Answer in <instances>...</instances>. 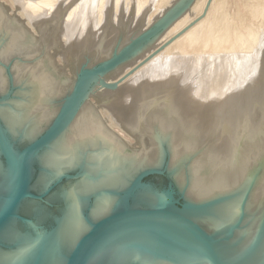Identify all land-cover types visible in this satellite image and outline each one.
Here are the masks:
<instances>
[{"label": "bare ground", "instance_id": "1", "mask_svg": "<svg viewBox=\"0 0 264 264\" xmlns=\"http://www.w3.org/2000/svg\"><path fill=\"white\" fill-rule=\"evenodd\" d=\"M200 2L201 0L199 1V5H200ZM197 5H198V0H197ZM195 7L196 5L194 6V9L196 11L197 9ZM3 12L5 14V17L9 18L5 10ZM184 18L182 20L185 21L186 18L185 19ZM9 20L13 28H19L25 33L24 36L29 35L28 37L35 40L31 36V33L29 34L27 32L31 30H27L28 27L25 25V22L21 21L20 19H17V17H11L9 18ZM182 20L181 21L178 20L177 22L184 24ZM144 27L145 26H143V28ZM177 28H179V26H177ZM172 29L174 28L172 27ZM190 34H194V33L190 32ZM199 34H200L199 32L197 34H194V37L195 36L200 37ZM113 35L115 36V33ZM182 37H184L183 34H182ZM188 38L190 39L189 35H188ZM182 39L185 40L184 38ZM13 40H14V37H13ZM130 40L131 39H129L128 41ZM108 41H109V38H108ZM128 41H125L119 44L117 48L114 47L115 49L112 51L111 54H109V56L105 57V59L113 55V53L116 50H119ZM186 41H185V46L187 45ZM189 42L187 41V43ZM212 42H214L213 39L209 40V45L211 44L210 45L211 50H212V45H214ZM158 43H159V40H158ZM150 44H148L147 46H145V48L139 51L137 55L141 53L144 49H146ZM176 44H178V42L173 43V45H176ZM104 45H103V48L105 47ZM156 45L158 46L159 44H156ZM180 45H182L181 42L179 44V47L175 46V48L176 47L180 48ZM169 46L167 47L168 48L174 47L172 46V44H171V47ZM214 46H216V43ZM195 47H196V44H195ZM12 48H13V45H12ZM168 48L166 49V51L168 50ZM214 48L215 47H213V49ZM152 49H151V52H152ZM181 49L183 51L184 47ZM164 50H165V47H163L162 52ZM157 51H160V49ZM176 51H178V49H176ZM196 51H197V54L198 52L199 53L202 52L201 48L200 50L198 49ZM98 52H97V55L99 54ZM106 52L107 51H105L104 53ZM151 52L148 51V53L150 54ZM168 52H170V49L168 50ZM188 52L187 53L185 52V53L188 54ZM148 53L144 55L146 58L148 57L147 56ZM233 53H235L236 55L237 52H233ZM81 54H84V53H80V55ZM95 54H96V51H95ZM103 54L101 55V57L103 56ZM163 54H165V52ZM163 54H160V55L156 54L158 56L157 58H159V56L162 58ZM80 55L78 53V56ZM152 55H155V54H152ZM168 55H164V56L166 57ZM174 55L172 57V60L174 58ZM52 57H50L51 61H53ZM101 57L99 58L97 57L96 60L95 59L92 60L90 64L99 62V59H101ZM53 58H55V56ZM82 58H84L83 55H82ZM157 58L155 59L157 60ZM166 58L168 60V57ZM88 61H90V59L89 60L86 59L85 62H88ZM128 61H132V60H128ZM147 62L149 63V61ZM160 62H162L161 59H160ZM51 64L52 66H55V63L51 62ZM160 64L163 65V63H160ZM258 64H257V67H258ZM161 65H159L158 63V66H161ZM181 65H179L178 69L177 67H175L178 70V72L176 71L177 74H179L180 68L183 69L182 67H180ZM231 65H233L232 61L228 63L227 66H225L226 69L233 67ZM42 66L43 65H41V67ZM252 66L256 67L255 64ZM120 67H118L116 70L120 69ZM131 67L135 68V66H131ZM183 67L184 69L185 67L188 68L187 65L185 66V64ZM167 68L169 69V66ZM191 68L192 66L190 67V69ZM247 68L248 67H246V69ZM252 68L248 70L252 71L253 70ZM63 69L61 68L62 71ZM211 69L216 70L213 67ZM246 69H242L241 72L239 71L242 74V76L239 74L240 75L238 79L239 81L237 83L238 87L240 85L239 83L242 82V79L245 80V77H247L248 74L251 73L249 71H246ZM259 69H260V66H259ZM116 70H114L113 72L115 73ZM138 70H141V69H138ZM163 70L165 69L163 68ZM239 70H240V67H239ZM125 71H128V69ZM125 71L123 72L125 73ZM135 71L136 70H134L132 74ZM180 71H184V70H180ZM188 71H189V68H188ZM123 72L122 70H120V73L118 74L117 78H114L113 82L119 81L120 77H123L122 76V74H124ZM163 72H166V71H163ZM173 72L175 73V71ZM33 73L34 74L31 77L32 79L31 87H29V90H30L29 93L31 96L30 102H32L31 107L33 110L31 109V112H29L30 110L28 111L24 110L22 108V103L20 101L19 102L17 101L15 103L13 102L16 107L14 109L10 108L11 106L3 107L6 103L0 106V117L5 121L8 131L12 134V136L15 135V137H17L16 135H20L21 137L19 138H21V140L28 139L27 141L33 140L36 136H38L44 130H46L48 125L51 123V121L57 114L60 107L56 110L55 108L51 109L49 105H47V102H49L50 97H52L53 95L57 96L56 94H54V92L57 91V86L59 88L58 92H60L62 96L65 94L64 90L67 89V88H64L65 87L64 81H62L64 84L63 83L59 84L60 79L58 80V78H55V76L53 77L52 73L47 68H45V66H43L37 71L34 70ZM161 73L162 71L160 72V74ZM172 73L171 75H173ZM257 73H258L257 76H259L260 73L259 72ZM147 74L148 73L146 72V75ZM169 74L170 72L167 75ZM182 74L185 75L187 73L181 72V75ZM246 74L247 76L243 77V75H246ZM141 76L143 77V75ZM150 76H151V73H150ZM175 76L177 77L178 75H175ZM208 76L209 77L205 80L203 78L202 80L203 82L202 81H200L201 83L198 82L199 84L196 85L197 86L196 88L194 87L195 85H193L196 91L193 90L192 88L191 89L192 91H195V94H193L192 91H191L192 94H190V92L186 93V91L184 90L185 86L188 87L187 85L188 82H187L186 77H184L185 79L184 78L179 79L177 77L179 80H175L176 81L175 86H172V87H176V89L178 87V90L180 92L170 94L167 96H165V94L161 95L160 92L159 94L156 93L154 95L153 94L151 95V93L150 95H146L145 92L143 94L140 93L141 95H139L138 93L139 96H137V94H134V91L138 84V80H137L138 78L134 77L132 79V77H130L129 81L126 80L127 83H124L123 87L118 88L119 90H121L120 92L124 94H121L120 92L116 91L118 94L114 93L115 95L107 97L108 93L112 92L111 91L112 89L108 90L111 92H108L106 90L105 96H104V95H100L101 93V88H100L99 89L100 92L98 93L99 95L97 94L99 98L94 99L93 102L96 105L93 106L94 103L92 104L91 101L89 102V99L91 98L92 95L95 94L97 87L100 86L97 84L94 90L89 95V97L83 103V105H81V107L77 110V112L70 118L67 127L62 129L61 133L37 157L38 165L40 167V172H39L40 175H38V181L34 183L33 189L38 190V191L42 190L45 186H47V184H49L50 181H52L55 177L60 176L66 169H70V168L72 169L75 167L83 168L82 172L84 176L82 180L79 181L72 190H69L63 193V196L68 200L67 210L65 211L63 217L59 219L58 225L53 229V231L43 236L42 235L34 236L30 234L29 232L23 231L22 229L18 228V226L14 224L7 226L0 234V242L6 245L12 246V248L10 250L9 249L5 250V249L0 248V264H65V261L72 247L74 246L78 238L89 228L90 221H95L99 219L100 217H102L103 215L110 213L114 209L116 204L118 203V200L120 199L119 198L120 193L124 191L127 187H129V185L135 181L137 174L142 169H144L145 166H149L152 164H155V165L159 164L163 156V152H161L160 144L163 145L164 143H167L166 141L172 144L171 145L172 163H173L172 167L175 170V175H174L175 179L178 181V183H180L181 188L185 189V192L188 196L187 198L193 204L217 200L220 197H223L222 199H224L219 204L215 205L214 207L209 208L207 210L205 209V211L204 210L200 211L192 207L188 211V213L191 214V216H193L196 219H199V220L201 219V220H204L210 223V225L215 228L214 232H220V231L224 232L228 228V226L233 222L232 220L238 219V217L240 216V209L242 208L243 202L245 203V206H246L247 201H248L246 200L247 190L249 188L250 189L252 188L251 185H255V189H256L255 198L257 199L256 201H258L257 207H259V212L262 215H264V125L263 126L259 125L261 130H259L258 133L254 132V134L253 133L248 134L250 133L251 130H253V128H255L251 126L252 124L249 125L250 127H252L251 130L249 129L250 131L248 130L249 128L248 125L245 126L244 124V127L242 128L243 126V125L241 126L242 121L240 122V126L238 125L240 128H237V125L234 123V121H235V118H237V116L239 117L241 115V114L239 115V113L237 114V112L241 111L240 113H242V110L240 109L239 111L232 112L231 108H232V105L234 106L235 104H237V102H240L242 98L241 99L239 98L240 99L239 101L238 94H234V93H233L234 95L232 94L227 95V93L222 94L224 90L220 92L222 97L220 94H214L217 92V91L215 92V90L218 88L217 86L219 85L216 86L217 88L215 87L216 89L213 88L211 85L212 87L211 88L210 84H212L213 79L211 78L210 75ZM167 77L165 78L166 81H167ZM156 78H159V76H157ZM169 78L171 79V76ZM75 80L72 83L71 87L69 88V92L72 90ZM157 80H160V79H157ZM165 80L162 81V84L163 82H165ZM190 80L192 79H189V81ZM222 80L220 78V81ZM150 81H149V84H150ZM175 81L172 80L173 83ZM218 81L216 82V84L218 83ZM229 81H231V79H229ZM229 81L228 79L225 81V78H224V81L218 84H220L222 88H224V87H227L226 84L230 85ZM251 81L253 82V80ZM263 81H264V78H263ZM146 83H144L143 85L146 86ZM254 83L256 86L253 85ZM254 83L249 82V87L251 86L252 88L254 87V90H255L254 94L256 93L254 95V98L256 97L258 99V94L262 93L263 91L264 83L260 82L262 87L258 86L259 85L258 83L257 84L256 82ZM118 84L119 83H117L116 85ZM156 84L158 86V84L160 83L156 82ZM243 84L244 83L242 82V86ZM68 86L69 84L66 87ZM118 86H121V83ZM149 86L150 85L147 86V89ZM168 86L169 88H172L170 84ZM189 86H191L190 83H189ZM153 87H154L153 91H155L158 88L157 87L155 89V86H152V89ZM160 87H162V85ZM104 88H105V85H104ZM222 88H219V89H222ZM238 89H241V88H238ZM142 90H146V89H143V86H142ZM142 90L140 92H142ZM183 90L185 92H182ZM229 90L227 88V91ZM102 91H105V90H103L102 88ZM113 91H115V89ZM237 91L239 90H236V93ZM112 94L113 92L109 95H112ZM251 94L252 93L249 94V97H251L250 96ZM263 94L264 93H262V95ZM243 95L240 94L241 97ZM102 98L105 100L104 103H106V105L104 104L106 109H103V110H102L103 108L102 105H103L104 100ZM261 99L264 100L263 98ZM245 100H248V99H245ZM245 104H250V102L249 103L246 102L243 105ZM263 104L264 103H262L260 106L261 108L263 107L264 109V106H262ZM240 105H242V103ZM240 105L239 104L237 105L238 108L241 107ZM246 106L247 105H245V107ZM245 107H242V108H245ZM248 107L250 106H247V109H249ZM261 108L259 109L258 107L259 110H262ZM246 110L245 112H247ZM251 112H252V107H251ZM253 113L254 115L256 113V116H257V111ZM258 114L260 115V111ZM262 114H264V112H262ZM244 115H243V118L245 120L246 116ZM50 116H52V119L50 118L51 121L45 122V124L47 125H44V127H40V124H43L44 119ZM254 119H255V116H254ZM247 122L249 124V121ZM252 123L254 122L252 121ZM257 125L254 124V126H257ZM247 126L248 128H246ZM246 129L249 132H246L247 131ZM257 129L258 128L254 130H257ZM124 133L126 134L125 135L126 139L122 137ZM23 142H26V141H23ZM138 145L141 147L138 148L137 147ZM136 147L138 149H136ZM249 163L252 166L250 170L247 169V166ZM182 164H185V167H182ZM252 174H255V175L252 177ZM11 181H12L11 170L5 171L3 169L2 162L0 161V196L3 197L4 196L3 194L8 193L9 187L11 185ZM91 196H94V202L91 205H89L88 201ZM139 197L141 198L142 201H146V202L154 200V196H152L150 191L146 189L140 193ZM226 197L227 199H225ZM87 210L89 212V218L87 217V213H88ZM259 217L261 216L259 215ZM261 218H262L261 219L262 222H264V216H262ZM139 239H141V241L144 240V242L148 241L146 240V237H141ZM245 245L246 244L244 243V246ZM139 254L153 258L146 253L134 251L132 249H125L122 251H118L115 254L114 258L119 264L133 262L134 260L140 261V264H159V262H156L153 260L155 258H153L152 260L146 257L141 258ZM172 258L176 259L178 263H181L182 261L184 262V260L186 262L194 261V257H192L191 255H187V254H181L179 256L172 255ZM186 262L185 264H187Z\"/></svg>", "mask_w": 264, "mask_h": 264}, {"label": "rangeland", "instance_id": "2", "mask_svg": "<svg viewBox=\"0 0 264 264\" xmlns=\"http://www.w3.org/2000/svg\"><path fill=\"white\" fill-rule=\"evenodd\" d=\"M178 1L179 0H0V7L1 6L3 7L5 12L9 16V18L17 17V19H20L21 21L25 22V25L28 27L29 30H31L29 32V34L31 33V36L35 39V40H33L32 38L28 37L29 35L24 36L25 33L22 30H20L19 28H13L9 18L5 17V14L3 12L4 10L2 9V7L0 8V16L2 17V18L0 17V90H1V93H7L10 90V85H11L10 75L13 76L14 85H15V89H14L12 96L10 97V99L6 100L3 103V104L6 103L3 107H8V106L10 107L11 106L10 108L14 109V108H16L14 103L17 101L18 102L20 101L22 103V108L24 110H27V111L30 110L29 112H31L32 102H30L31 96L29 93L30 92L29 87H31V80H32L31 77L34 74L33 73L34 70L37 71L40 68H42L43 66H45V68H47L52 73L53 77L55 76V78H58V80L60 79L59 84H62L63 83L62 81H64V83H65L64 88H67L66 90H64L65 94L62 96L61 93L58 92L59 88L57 86V91L54 92V94H56L57 96L53 95L52 97H50L49 102H47V105H49V107L51 109L55 108L57 110L61 106V104L63 103L65 95L67 93H69V88L71 87L72 83L74 82L77 74L79 73L81 65L86 61V59H88V60L90 59L89 62H91L94 59L96 60L97 57L98 58L101 57V55L105 51H107L106 53L103 54L101 59H99V63H101V60L105 59V57L109 56V54H111L112 51L115 48H117V46H119V44H121L125 41H128L129 39H132V38L136 37L137 35H139V33L144 31L149 26H151L155 21L160 19L166 13V11L169 10ZM199 1L200 0H198V5H199ZM195 5H196L195 8L197 9L196 11L194 9ZM198 5H197V0H195L194 3L192 4V6L187 10V12L182 17H180L181 19L179 18V20L181 21L185 16L186 20L185 21L182 20V22L184 24L177 22L178 21L177 20L167 30H165V32H163L161 34V36H159L153 42H151V44L146 49H144L141 53L136 55L133 59H130L132 61L126 62L125 64H127V65L124 64L125 66L122 65L120 67V69L116 70L115 71L116 74L114 72L107 74L105 76V79H106L105 81H106V83L107 82L109 83V84L107 83V85H109V86H105V88H104V86L97 87L95 94L91 96V98L89 99V102L91 101V103L93 104L94 99L99 98V96H97V94L100 92V90H99L100 88H101L100 95L105 96L106 90L108 91L111 89H112L111 91L113 92V94L109 95L112 92L108 91L111 93H108L107 97L118 94L117 92L121 91L118 88L123 87L124 83H127V81H129L130 77H132V79L134 77L138 78L137 79L138 84H137L136 89L134 91V94H137V96L141 95L140 93L143 94L144 92L146 95H150V93H151V95L152 94L154 95L156 93L159 94V92H160L161 95L165 94V96H167L170 94L180 92L178 90V87H177V89H176V87H172V86H175V83H176L175 80H179L181 78L183 79L184 77H186L187 82H188V84H187L188 87L185 86L184 90L186 91V93L190 92V94H192V92H193V94H195L196 90L194 89V87L196 88L197 87L196 85L201 83L200 81H202L203 78L205 80L209 77L208 75H210L211 78L213 79V82H212V84H210V87L212 85V87L215 88L217 85H219V86H217L218 88L216 87L217 89L215 88L216 90L214 89L215 92L217 91L214 94H220L221 95L220 92H222L224 90L226 92L223 91L222 94H226V93H227V95L238 94L239 95V97H238L239 101L242 98L240 102H237V104H235L234 106L232 105L233 109L231 108L232 112L233 111H239L240 109L242 110V113H240L241 111L237 112V114L239 113V115L240 114L241 115L239 117L237 116V118H235L236 122L234 121V123L237 125V128H240L239 127L240 122L242 121L243 122V124L241 122V126L243 125L242 128L244 127V124H245V126L246 125L249 126L252 124L251 126L255 127V128H253V130H251L252 127L249 126V128H248V126H247L246 128H248V130L249 129L251 130V131L249 130L250 133H248V134H251V133L254 134V132L258 133L259 130H261L260 126L264 125V122H263L264 121V117H263L264 114H262V112H264V109H263V107L261 108V106H260L262 103H264V100L261 99V98L264 99V94L262 95V93H264V88H263L262 93L258 94V99L256 97H255L256 98L255 99L254 95L256 93L254 94V91H255L254 87L253 88H252V86L249 87V82L250 83L256 82V84L258 83L259 84L258 86H261V87H262V85L260 84V82L264 83V81H263V78H264V74H263L264 73V0H201L200 5H199L200 7ZM192 8H193V10H192ZM161 11H162V13H161ZM203 25H204V27H203ZM235 25H236V27H235ZM143 26H145V27L143 28ZM177 26H179V28H177ZM196 26H198V27H196ZM172 27L174 29H172ZM170 29H172V30H170ZM233 29H235V30H233ZM169 31H171V32H169ZM166 32H168V33H166ZM190 32L194 33V34H197L199 32L200 37L199 36L194 37V34H190ZM114 33H115V36L113 35ZM165 33L169 37L166 36ZM182 34L184 37H182ZM188 35H189L190 39L188 38ZM163 36H164V38H163ZM179 36H181V37H179ZM13 37H14V40H13ZM22 37H24V38H22ZM108 38H109V41H108ZM166 38H168V39H166ZM182 38H184L185 40H183ZM16 39H17V41H16ZM181 39H182V41H181ZM211 39L214 40V42H212L214 45L216 43V46L212 45V50H211V46H210L211 44L209 45V40H211ZM114 40H115V42H114ZM158 40H159V43H158ZM186 40L188 42L189 41L190 42L187 43ZM160 41H161V43H160ZM185 41H186L187 47L185 46ZM117 42H119V43H117ZM162 42H163V44H162ZM174 42L175 43L178 42V44L173 45ZM180 42L182 44V45H180V48H177V47L175 48V46L179 47ZM193 43L196 44V47H195V44H193ZM115 44H117V45H115ZM156 44H159V45L157 46ZM171 44H172V46H174L173 48L171 47ZM218 44H219V46H218ZM12 45H13V48H12ZM103 45L105 46L104 48H103ZM109 46H111V47H109ZM159 46H161V47H159ZM167 46H169L171 48H168ZM188 46H190L191 48ZM98 47L101 48L102 50L99 49ZM163 47H165V50L162 52ZM183 47H184V49H183L184 52L181 49ZM213 47H215V48L213 49ZM167 48H168V50L170 49V52H168V50L166 51ZM200 48H201L202 52H200V53L198 52V54H197L196 50H198V49L200 50ZM106 49H108V50H106ZM151 49H152V52H151ZM159 49L161 52L157 51ZM176 49H178V51H176ZM103 50H104V52H103ZM95 51H96V54H95ZM148 51L151 52V54L148 53ZM97 52L99 53L98 55H97ZM164 52H165V54H163ZM185 52L186 53L188 52V54H186ZM233 52H237L236 55ZM78 53H79V55H80V53H84V54H81L80 56H78ZM142 53H143V55H142ZM147 53H148V55H147L148 57L146 58L144 55H146ZM166 53H168L169 55ZM152 54H155V55L156 54L157 55L163 54V55H162V58L160 56H159V58H157L158 57L157 55L155 56ZM82 55L84 56V58H82ZM164 55H168V56H166V57H168V60ZM173 55H174V58L172 60ZM52 56L53 57L55 56V58H53ZM50 57H52L53 61H51ZM140 57H141V59H140ZM149 57L150 58L152 57V58L150 59ZM228 57L231 59H229ZM155 58H157V60ZM160 59L162 60V62H160ZM240 59H242V60H240ZM228 60L230 62L231 61L233 62V65H231L233 67L226 69L225 66H227L228 63H230ZM144 61H146V62H144ZM147 61H149V63ZM51 62L55 63V66H52ZM166 62H167V64H166ZM242 62H244V63H242ZM158 63H159V65H161L160 63H163V65L158 66ZM176 63H178V64H176ZM221 63H222V65H221ZM256 63L257 64L259 63L258 67H257ZM184 64H185V66L187 65V67L189 68V71H188V68H186V67L184 69V67H183ZM219 64H220V66H219ZM247 64H248V66H247ZM254 64L256 65V67L252 66ZM41 65H43V66L41 67ZM141 65H142V67H141ZM179 65H181L180 67L183 68V69L180 68V70H184V71L179 70V74H177V72H178L177 69L179 68ZM131 66H135V68L134 67L132 68ZM147 66H148V68H147ZM155 66H156V68H155ZM168 66H169V69L171 68L170 70L167 68ZM191 66H192V68L190 69ZM193 66H194V68H193ZM259 66H260V69H259ZM175 67H177V69ZM212 67L215 68L216 70L211 69ZM239 67H240V70H239ZM246 67H248V68L246 69ZM57 68H59V69H57ZM61 68L62 69L64 68L63 71L61 70ZM122 68H124L125 70L128 69V71H125ZM137 68L141 69V70H138ZM142 68H144V69H142ZM163 68L165 70H163ZM219 68H221V69H219ZM251 68L253 69L252 71L248 70ZM148 69H149V71H148ZM193 69H194V71H193ZM242 69H246V71H249L251 73H249L248 76H247V74L243 75V77H245V76H247V77H245V80L242 79V82L244 83L243 86H242V82H240L239 83L240 85L238 87L237 83L239 81L238 80L239 76L240 75L242 76V74L240 73L242 71ZM120 70H122V72L125 71V73L123 72L124 74H122V76L123 77L125 76V77L124 78L120 77L119 81L113 82L114 78H117L118 74L120 73ZM134 70H136V71L132 74V72ZM212 70H214V71H212ZM161 71H162V73L160 74ZM163 71H166V72H163ZM173 71H175L176 74ZM146 72L148 73L147 75H146ZM149 72L151 73L152 77L150 76ZM169 72H170V74L167 75ZM181 72L187 73L188 75L187 74L181 75ZM257 72L260 73L259 76H257L258 75ZM156 73H157V75H156ZM163 73H164V75H163ZM171 73L173 75H171ZM190 73H192L193 75ZM129 74L132 76H130ZM141 75H143V77ZM145 75L148 77H146ZM175 75H178L177 77L179 79ZM157 76H159V78H156ZM165 76L167 77V81L165 80V78H166ZM170 76H171V79L169 78ZM179 76H181V77H179ZM215 76H216V78H215ZM222 76H223V78H222ZM143 78L144 79L147 78L148 81H147V79H145L146 80L145 81ZM188 78L192 79V80H190L191 82L189 81ZM220 78H221V80L223 79L222 81H224V78H225V81L227 79H228V81H229V79H231V81H229L230 85L226 84L227 87L222 88V86L220 84H218V83L222 82V81H220ZM257 78H258V80H257ZM157 79H160V80H157ZM168 79H169V81H168ZM164 80H165V82H163V84H162V81H164ZM172 80L175 82L173 83ZM246 80L248 83L246 82ZM251 80H253V82ZM149 81H150V84H149ZM192 81H193V83H192ZM217 81H218V83L216 84ZM156 82L157 83L159 82L160 84H158V86L162 85L163 88L160 86L158 87ZM117 83H119V84L121 83V86H118L119 85L118 84L114 88L113 85L117 84ZM144 83H146V86L143 85ZM189 83L192 87L189 86ZM68 84H69V86L66 87ZM167 84L168 85L170 84V86L172 88H169V86ZM172 84H174V85H172ZM231 84H233V85H231ZM148 85H150V86L147 89ZM193 85H195V86L193 87ZM253 85H255V83ZM142 86H143V89L147 90V92L149 91L148 94H147L146 90H142ZM152 86H155V89L157 87L158 88L155 91H153L154 87L152 89ZM233 86H234V88H233ZM237 87L241 88V89H238ZM102 88L105 91H102ZM116 88H117V90H116ZM168 88L171 90H169ZM189 88L190 89L192 88L195 91H192V89L190 90ZM219 88H222V89H219ZM227 88H228V90L230 89L231 91L230 90L227 91ZM235 88H237V89H235ZM114 89H115V91H113ZM248 89H249V91H248ZM141 90H142V92H140ZM161 90L162 91L165 90V91H163L164 93ZM184 90L182 92H185ZM236 90H239V91H237V93H236ZM243 92L246 94H244ZM120 93L124 94L122 92H120ZM138 93H139V95H138ZM250 93H252L250 95L251 97H249ZM257 93H259V92H257ZM240 94H242V95L244 94L243 95L244 98L248 99V100H245L243 98V96L242 97L240 96ZM259 96H260V98H259ZM221 97H222V95H221ZM245 101L247 103L250 102V104H245L247 106H250V107H248L249 109H247V106L245 107V105H243L244 103H246ZM104 102H105V100L103 101L102 110L106 109V107H105L106 103H104ZM241 103H242V105H240ZM238 104L241 106V107L239 106L240 108H238V106H237ZM95 105L96 104L94 103L93 106H95ZM236 106L238 109L236 108ZM262 106H264V104ZM242 107H245V108H242ZM251 107H252V112H251ZM258 107H259V109L261 108L262 110H259ZM22 108H20V109H22ZM256 108H257V110H256ZM244 109L245 110L247 109L246 110L247 112H245ZM258 110L260 111V115L258 114L259 113ZM20 111H22V110H20ZM256 111H257L258 117L256 116V113H255V115L253 113ZM243 112H245V113H243ZM249 113H250V115H249ZM244 114H246V115H244ZM243 115L246 116L245 120L243 118ZM247 116H248V118H247ZM254 116H255V119H254ZM261 117H262V119H261ZM50 118L52 119V116L45 118L43 124H40V127H44V125H47V124H45V122H50L51 121ZM241 119H243L244 121ZM251 119L254 123H252ZM256 120H257V122H256ZM259 120L261 121V123ZM247 121H249V124ZM237 122H239V123H237ZM4 123H5V121H4ZM254 124L255 125L258 124V125L254 126ZM256 128H258L257 129L258 131L254 130ZM248 130L246 132H249ZM125 135L126 134L124 133L122 135V137L126 139ZM16 136L17 137H15V135H13V138L19 144H22V143H24L23 141L28 140V139L21 140V138H19V137H21L20 135H16ZM166 142L168 143V145L169 144H170V146L172 145L168 141H166ZM163 145L160 144L161 152H163V148H162ZM137 147L140 148L141 146L138 145ZM137 147H136V149H138ZM251 159H253V158H251ZM182 167H185V164H182ZM251 167L252 166L249 163L247 166V169L250 170ZM39 172L40 171L37 172V176H36L34 182L38 181V175H40ZM254 175L255 174H252V177ZM74 182L75 181L68 183V188H71L75 184ZM152 182L160 190L164 189L167 186V182L161 177L153 178ZM179 186L181 187L180 183H179ZM251 187L252 188L250 189V192L248 194L249 195L248 201H247V204L245 206V216L243 217L241 223L239 224L240 226H242V228H239V230L236 231L237 235L234 238L235 239L234 242H235L236 238L239 237V241H240V243L238 245L239 249H242L245 247L244 243L247 245V243L250 242V240L253 237L256 229L259 228L260 225L262 224V220H261L262 218L261 217L264 216L259 212V207H257L258 201H256L257 199L255 198V192H256L255 185H251ZM31 207H32V205L28 206L29 209ZM30 210H32V208ZM259 215L261 217H259ZM37 218L41 222H45L48 220L47 215L44 212H41L40 214H38ZM199 221L203 225V227H205L206 230H208L211 233L214 232L215 228L212 227L210 225V223H208L207 221L201 220V219ZM232 221H234V220H232ZM140 257L141 258L146 257V258H149L151 260L153 259V258L143 256V255H140ZM254 257H253L254 260L251 261V264L252 263L253 264H261V262L263 261V258H264V247ZM153 260L156 262H159V264H185V262H186L184 260V262L182 261L181 263H176L174 261H169V259L166 260V259H160V258L153 259ZM134 261H137V260H134ZM138 262L140 264V261H138ZM114 263H116V262H114V261L111 262V264H114ZM186 263L187 264H205L204 262H202L198 258L197 259L195 258L194 261H187Z\"/></svg>", "mask_w": 264, "mask_h": 264}, {"label": "water", "instance_id": "3", "mask_svg": "<svg viewBox=\"0 0 264 264\" xmlns=\"http://www.w3.org/2000/svg\"><path fill=\"white\" fill-rule=\"evenodd\" d=\"M195 0H179L151 26L137 37L126 42L110 57L101 63L84 62L76 76L72 90L65 96L57 114L46 130L33 140L19 144L8 131L0 117V161L3 169L11 170V185L8 193L0 196V234L9 225H16L30 234L46 235L53 231L68 207V200L63 193L72 190L83 178L82 167L66 169L55 177L42 190H34L37 172L40 171L37 157L67 127L70 118L89 97L95 86H109L105 76L133 58L145 46L161 36L173 23L179 20L192 6ZM24 25V24H23ZM29 30V29H27ZM28 33L30 31H27ZM11 85L7 93H1L0 106L10 99L15 85L10 75ZM114 87L116 84L113 85ZM163 156L159 164L145 166L133 183L120 193V199L114 209L95 221H90L89 228L78 238L72 247L65 264H119L115 257L118 251L132 249L146 253L157 259L176 261L173 256L187 254L198 258L205 264H251L254 256L264 247V222L254 232L250 242L239 249L237 230L245 216V203L240 209V216L223 232H209L199 219L188 211L194 207L205 211L219 204L223 197L209 202L193 204L187 197L185 189L179 186L172 167V148L164 143ZM177 176V174H176ZM165 177L167 186L160 190L152 182L153 178ZM65 180L75 181L69 189H64L59 197L65 207L54 215L50 227L35 222L34 216L41 213L44 205H50L51 193L62 187ZM149 190L154 200L142 201L139 197L143 190ZM250 188L247 190L246 200ZM58 198V197H57ZM94 196H91L90 199ZM162 198V199H161ZM159 199V200H158ZM227 199V197L225 198ZM32 205V210L28 208ZM196 206V207H195ZM88 212V211H87ZM89 218V212L87 213ZM146 237L147 242L141 241ZM0 248L11 249L12 246L0 242ZM190 254H189V253ZM254 257V258H253ZM124 264H139L138 261ZM261 264H264V258Z\"/></svg>", "mask_w": 264, "mask_h": 264}, {"label": "flooded vegetation", "instance_id": "4", "mask_svg": "<svg viewBox=\"0 0 264 264\" xmlns=\"http://www.w3.org/2000/svg\"><path fill=\"white\" fill-rule=\"evenodd\" d=\"M71 182L72 181H70V180H65L62 184V187L55 189L51 193L50 196H52V197L49 198V202H51L50 205L42 203V205H44L45 209H42L41 212H44L48 218L47 221L41 222L42 225H44L45 227H50V225L52 224L54 215L59 214L61 212V210L65 207V202H63L60 199L59 195L64 189H66V190L70 189V188H68V183H71ZM93 202H94L93 198L89 199V201H88L89 205H91ZM33 219L35 220V222L39 223V220L36 216H34Z\"/></svg>", "mask_w": 264, "mask_h": 264}, {"label": "trees", "instance_id": "5", "mask_svg": "<svg viewBox=\"0 0 264 264\" xmlns=\"http://www.w3.org/2000/svg\"><path fill=\"white\" fill-rule=\"evenodd\" d=\"M161 178H163L164 180H166V178H165V177H161ZM166 182H167V180H166Z\"/></svg>", "mask_w": 264, "mask_h": 264}]
</instances>
